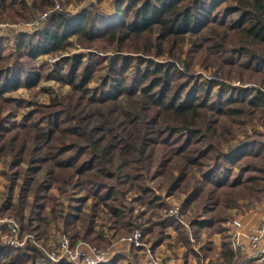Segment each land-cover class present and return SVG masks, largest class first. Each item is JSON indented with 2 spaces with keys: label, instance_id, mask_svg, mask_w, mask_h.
I'll list each match as a JSON object with an SVG mask.
<instances>
[{
  "label": "trees",
  "instance_id": "16d2710c",
  "mask_svg": "<svg viewBox=\"0 0 264 264\" xmlns=\"http://www.w3.org/2000/svg\"><path fill=\"white\" fill-rule=\"evenodd\" d=\"M71 2L0 0V23H29L62 8L41 28L0 37V164L8 180L0 215L18 223L25 243L6 244L0 224V264H55L37 243L52 235L51 221L62 222L73 242L102 248L137 228L155 238L153 250L170 229L189 246L177 217L143 221L130 193L157 213L168 210L163 193L185 196L181 209L196 234L221 231L240 201L263 202L264 0H113L110 14L94 4L70 11ZM74 41L88 52L70 53ZM196 64L217 67L223 82H200ZM244 80L259 87L234 85ZM51 81L70 93L48 104L11 96ZM23 106L18 122L13 114ZM102 214L110 237L96 223ZM231 240L223 243L229 262ZM138 250L101 264H137Z\"/></svg>",
  "mask_w": 264,
  "mask_h": 264
},
{
  "label": "rangeland",
  "instance_id": "374dc122",
  "mask_svg": "<svg viewBox=\"0 0 264 264\" xmlns=\"http://www.w3.org/2000/svg\"><path fill=\"white\" fill-rule=\"evenodd\" d=\"M80 4L76 1L72 0L71 4L68 6V9L70 11H77V8L83 7L88 4H93V0H80ZM112 3L113 0H99L94 5L98 6L100 9H102L105 13L110 14L112 12ZM77 9V10H76ZM28 23L24 21H18V22H10V23ZM45 26V25H44ZM41 28V27H40ZM20 32L24 31H31L30 29L26 30H19ZM17 31V33H20ZM34 31V30H33ZM14 31L9 28H1L0 29V35L3 37H9ZM70 53L78 54V53H86L88 50L81 47V45L74 41V44L69 48L68 50ZM184 59H187V54L183 56ZM48 57H44L41 62L47 61ZM161 61H165V58H160ZM40 62V63H41ZM179 69L182 71H186L185 65H178ZM194 74L200 77V82L206 83L207 81H211L212 78L214 80H221L222 78L217 77L216 71L217 67H209L208 69L203 68V66L196 64L193 68ZM213 81V80H212ZM245 81V80H244ZM231 82V81H230ZM247 83L254 84L257 88L259 87L258 83L256 81H245ZM256 88V89H257ZM70 93V88L68 86H62L58 84L57 82H41L38 87L36 88L34 93H31L28 89H20L14 93H12L11 96L15 98H20L25 101H35L39 104H48L50 101V97L52 95L56 94H68ZM8 109L7 111H9ZM28 108L22 107L17 113H14V117L16 121L20 122L22 120V117L25 112H27ZM18 111V110H16ZM6 113H4L5 115ZM258 130L263 134L264 139V126H258ZM249 132L251 133V128L249 129ZM240 137L243 138V133H240ZM5 170V167L0 164V205L3 202L5 198H7L8 189L6 188V184L8 182L7 178L2 174V171ZM150 185H154V183H150ZM69 192V191H68ZM70 193L74 194L77 198L83 197V194L75 192V189H70ZM52 195H54L57 198V201L60 204H63L64 206H67L70 204V201L66 198V194H61L57 190L52 189L51 192ZM157 195H161V192H157ZM164 194V193H163ZM162 196V199L165 203L168 204V210L165 209V211L158 212V209L154 206H142L138 200H134L135 194L130 193L127 195L128 198V204L129 206L133 207L135 209V215H139L140 218L144 220L148 219H155L157 216H160V220H162L163 216H165L171 209L176 210L177 207H182L183 202L186 199L185 196L180 197H173V198H166L164 195ZM75 204V202H74ZM90 205V203L88 204ZM239 208H233L228 210L227 215L229 216V221L227 223H224L222 226V230L219 232H214L211 229L204 230L201 234H196L193 232L192 229H190V217L191 213L189 212H182L179 216H175L179 219L180 224L185 228V230L188 233L189 238V248L184 243L178 244V233L174 229L166 230L168 232L169 237L166 238L163 241V244L155 251L152 249V242L154 237L150 239L148 236H144V241L146 242L143 246V248H138L137 252V258H133V261H135L137 264H204L205 262H208L209 264L212 263H218V264H243L245 260L250 259V262L248 264H256V260L254 259V253L250 250L247 254L246 253H239L236 251L233 247V242L231 241V248L235 252V257L233 258V263L229 262L228 259L224 257L225 253L224 251L227 249V247H224V241H229L231 232H232V223L234 220L239 219L243 223L244 232L249 233L253 228H257L260 226L261 219L264 217V201L260 203H255L254 206L251 208H248L246 205H244L243 201H240ZM259 208L262 209L261 211V217L259 218V221L250 222V225H246L242 218L245 217L246 214L255 212ZM171 210V211H174ZM170 211V212H171ZM168 215V214H167ZM166 215V216H167ZM7 216H1L0 220H3V218H6ZM101 219H96L97 225L104 224L105 228H102L105 230L106 234L110 237V235H113L115 233L114 230H108V221L107 219H102L103 217H106V214H102ZM12 217H9L7 219H11ZM13 220V219H12ZM14 221V220H13ZM15 222V221H14ZM17 225L18 223L15 222ZM50 227L52 228V235L47 238L48 235H45V241H38L37 243L44 249L45 253H56L57 255H61L60 252V246L59 242L62 238L61 234H66L63 231L64 225L62 222H50ZM100 226H96V228H99ZM136 231H142L140 228L134 229L131 232H128L126 235H123L121 237H114L111 239L112 245L110 247L102 248L98 245L92 243L88 240L79 239L76 243L73 242L71 239L70 234H66L70 239V245L75 249L77 247V244L79 242L84 243L87 246H92L97 248L98 251L108 252L110 254V258L113 259L117 254H129L130 250L133 247V244L127 241L121 240L122 238L131 236ZM3 237V236H2ZM24 237L27 239V243L31 241L30 237H27L24 235ZM151 240V241H149ZM182 242V241H180ZM31 243V242H30ZM150 243V244H148ZM23 244H25L23 242ZM151 245V246H150ZM181 245V246H180ZM24 246V245H23ZM192 248V251L190 249ZM83 251H88V247L85 248L84 245L81 246V249ZM186 253L189 255L187 256ZM206 256V257H204ZM129 257V256H128ZM187 258V260L185 259ZM200 258V259H198ZM130 258H127V260L120 261L119 264H130L129 261ZM261 264V263H259ZM264 264V263H263Z\"/></svg>",
  "mask_w": 264,
  "mask_h": 264
},
{
  "label": "built area",
  "instance_id": "2783aa9c",
  "mask_svg": "<svg viewBox=\"0 0 264 264\" xmlns=\"http://www.w3.org/2000/svg\"><path fill=\"white\" fill-rule=\"evenodd\" d=\"M99 0H93V4H95ZM55 10L62 11L61 5L57 4L54 8ZM54 9L47 10L45 13L39 15L36 20L29 22V23H0L1 28H9L12 29L14 32L23 29H30L31 31H24V32H32L35 29L40 28L46 19L50 16V14L54 11ZM20 32V31H19ZM2 37V35H0ZM57 59H52V62H55ZM212 80H214L212 78ZM217 81V80H215ZM223 82V80H218ZM235 86H243V87H252L255 88L256 86L252 83H244L235 82ZM169 211L165 216L164 219H169L171 217L179 216L182 209L181 207H177ZM5 223L7 226L8 234L4 237V241L8 245L12 246H23V242L20 240V232L18 225L12 219H3L0 220V224ZM260 226L257 228H253L249 233L244 232L243 223L236 219L232 223V232H231V241L233 242V247L239 253H248L250 250L254 253V259L256 260V264H263L264 263V217L261 219L259 223ZM121 240H125L133 244L136 248H143L144 244L146 243L143 238V234L141 231L134 232L131 236L122 238ZM70 239L67 236H62L59 242L60 252L61 255H57L56 253L49 254L46 253L49 260L53 261L55 264H59L63 261H67L71 264H101L104 262H108L111 260L109 257L110 254L108 252L98 251L97 248L92 246H87L82 242L77 244V247L73 249L70 245ZM150 244V243H148ZM84 245L85 248L88 247V251L80 250L81 246ZM151 246V245H150ZM250 262L245 260L243 264H248ZM204 264H209L205 262ZM218 264V263H212Z\"/></svg>",
  "mask_w": 264,
  "mask_h": 264
},
{
  "label": "crops",
  "instance_id": "0c3cea01",
  "mask_svg": "<svg viewBox=\"0 0 264 264\" xmlns=\"http://www.w3.org/2000/svg\"><path fill=\"white\" fill-rule=\"evenodd\" d=\"M78 9V8H77ZM76 9V10H77ZM261 211H262V209L261 208H259L257 211H255L254 213L253 212H251V213H248V214H246L245 215V217H243L242 218V221L246 224V225H250V222L252 223V222H255L256 221V223L259 221V218L261 217ZM162 244H163V242H162ZM161 244V245H162ZM161 245H159V246H157L154 250L156 251ZM181 246V245H180Z\"/></svg>",
  "mask_w": 264,
  "mask_h": 264
}]
</instances>
